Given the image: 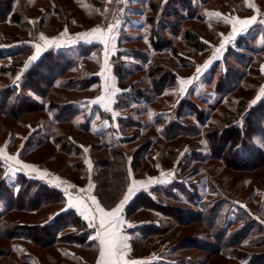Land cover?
<instances>
[{
    "label": "rangeland",
    "instance_id": "rangeland-1",
    "mask_svg": "<svg viewBox=\"0 0 264 264\" xmlns=\"http://www.w3.org/2000/svg\"><path fill=\"white\" fill-rule=\"evenodd\" d=\"M158 2L159 0H120L116 8L119 13L107 20L113 0L109 3L105 0H1V5L5 8H0V90L12 85L18 86L16 89L19 88L23 95L33 100L34 105L41 102L48 104L51 100L61 106L71 101H80L91 114L90 128H86L80 124V120L84 119L82 113L62 122L52 120L51 114L38 108L23 111L17 116L8 115L0 109V149L7 154L18 156L22 163L34 165L39 170L33 172L30 169H22L9 172L8 164L11 162L0 159V264H97L98 241L91 239L96 230L89 227L87 221L85 228H90L88 238L91 244L86 246L60 240L56 242L55 239L43 244L36 242L31 237L36 231L34 225L50 224L65 215L64 212L75 210L69 208L67 211H61L67 207V197L62 189L68 185L75 186L69 188L73 195H76L78 190H86L78 194L85 197L95 196L100 203L99 194L105 200L112 199L111 202L114 203L111 207L101 203L109 209L116 207L120 202L132 180L147 184L146 189L140 188L134 196L144 189L151 192L165 206L155 207L140 195L143 199L137 201L143 203L134 201V205L124 208L126 224L122 231L128 237L129 223L138 226L155 221L162 227L161 231L158 230L160 233L146 236L138 241L139 244L135 242L136 246L131 238L134 234L130 235L127 241L130 251L126 260L143 261L146 264H160L162 261L176 264H264V166L236 168L231 167L230 163L221 157H212L209 145L201 133L212 127L201 125L196 112L192 113L189 109L194 106L195 111L201 108L206 110L203 116L213 121L210 125L217 124L216 120L227 118L229 115L233 119L238 118L241 124L244 123L241 117L243 112L264 96L260 92L261 88H264V72L261 71L264 66V24L256 23L246 30L248 32L252 28L250 32H254V35L252 34L251 41L246 43V48L241 41L239 43L242 46L238 44L244 57L224 54L231 50L229 46L236 44L241 35H246V31L236 35L234 40H229L219 57L213 59L216 49L232 33V25L225 23L223 18L231 20L256 16L257 21L264 20V0H206L202 3L200 0H194L198 12L204 18L185 21L183 30L190 26L205 47L198 50L185 46L178 34L173 41L182 53L181 59L174 58L171 52L172 44L158 51L154 46H150L147 40L145 34L148 35L152 23L149 17L158 11ZM249 4L254 5V8L249 7ZM84 5H87V8ZM212 12L221 13L222 17L207 15ZM127 16L132 21L127 20ZM109 25L117 27L114 30L115 47L107 55L111 71L105 74L114 78L115 88L119 90L113 97L111 112L106 111L103 104L91 103L105 94V78L101 74L105 64L104 46L95 39L88 42L90 38H80V34L97 26L106 29ZM65 29L67 33L62 36ZM41 34L48 39H60L62 46L73 44L68 43L69 40H75L74 44L81 42L89 46L97 45L81 56V63L75 69L62 71L54 84L47 83L50 75L42 78L36 74L38 86L35 91L24 83L23 75L36 61L39 60L34 67L43 64L48 50L52 48H45L35 61L30 62V58L36 54L35 45L44 46V42L39 39ZM257 47L261 48L256 49ZM17 48L22 50L13 53ZM164 57L181 61V65L176 67L175 83L172 82L161 95H155L148 68L154 60H162ZM208 61L211 63L205 69L203 66ZM25 64H28L27 68ZM3 66L7 67L6 71L1 69ZM122 67L125 73L121 79L117 70ZM198 67L202 69L199 74L196 71ZM230 67H238L244 70L241 73H248L240 86L230 93L229 98L201 101L200 96H208L213 89L208 79H218L220 72ZM42 70L46 71L44 67ZM17 76H20L19 80H16ZM89 76L98 78L94 82L89 81L86 85L77 86V79ZM71 78L74 82L70 84L75 83L72 87L66 85ZM185 79H192V83L186 86L185 93L180 94L179 80ZM64 81L65 84H62ZM123 85L125 87H122ZM128 90H131L130 95L138 92L137 90L151 93L153 100L150 103L132 102L131 105L122 107L120 102H117L125 101L121 93ZM257 96H260V99L252 104ZM241 99L246 100V106L238 112L237 102ZM95 104L104 111L103 118L99 112H91V109H95ZM179 106L181 111L178 112ZM113 113L119 115L114 116ZM149 113L152 114L151 118ZM159 113L175 117L179 121L177 123L182 126L181 130L176 131L182 134L169 139L160 133V125L151 126L152 118ZM120 116L125 119L119 120ZM108 131L114 135L119 144L117 148L122 152L119 153L105 145L103 133ZM136 132L139 133L136 135ZM132 135L135 138L129 143L119 138ZM148 139L151 140V144L147 146L149 150L140 149ZM262 139L264 132L256 133L251 142L260 146ZM259 148L264 150V147ZM192 152L195 157L191 156ZM184 156H191V159L187 160ZM235 159L232 160L234 163L239 162V158ZM119 161L124 164L120 165ZM16 167L18 165L13 164V168ZM43 172L48 173V176L41 179L39 175ZM116 172L122 173L120 184L114 178ZM169 173L174 174L168 175ZM56 178L64 182L59 188L53 186L58 182ZM150 178L167 182L149 183ZM176 178L184 180L190 188L193 187L203 196L202 199L219 201L217 208L221 210L222 216L225 215L223 227L229 226L233 237L238 230L239 242L229 247L230 238L225 237L219 243L225 247L217 248L213 242V229L204 221L195 220L199 213L185 212L200 210L201 206L188 201L182 191L178 192L179 198L176 200L169 198L165 193V186ZM29 181L38 182L36 184L40 187H44L45 183L46 188H43V191L44 195L49 197L47 202L33 207L32 201L38 199V196L37 192H34L35 188L31 187L29 191ZM207 182L211 183V187ZM19 190L28 191L20 198L23 205L15 206L13 199L18 196ZM5 192H8V203L3 200ZM174 207L177 211L171 209ZM181 216L185 221L179 222ZM204 220H208V217ZM56 223L54 228L59 231L60 226ZM58 224H61V221ZM70 230L72 229H63L62 232ZM180 242L184 244L178 245ZM204 243H208L210 249H204Z\"/></svg>",
    "mask_w": 264,
    "mask_h": 264
},
{
    "label": "trees",
    "instance_id": "trees-1",
    "mask_svg": "<svg viewBox=\"0 0 264 264\" xmlns=\"http://www.w3.org/2000/svg\"><path fill=\"white\" fill-rule=\"evenodd\" d=\"M200 1L202 3V1H206V0H200ZM2 3L0 0V8L4 9L5 7L1 5ZM6 6L8 7V5ZM157 8H158V11L153 12V15L149 17L152 23H150L151 26L148 30V35L145 34L147 36V40L150 46L152 47L154 46L153 48L159 51L162 47H166L167 45L172 44L171 52L174 58L177 57L178 59H181L182 53L178 51L173 41L175 39L174 37L180 34L181 40L184 41L185 46L193 47L198 50H202V48L205 47L204 46L205 44L199 40L198 35H194L193 29L190 26L189 27L187 26L183 30V24L185 23V21L192 20V19H198V18L200 19L204 18L202 14L198 12L197 6L194 0H159V2L157 3ZM2 9H0V13ZM149 19L147 20L148 23H149ZM127 20H131V18L127 16ZM250 31H252V28L248 32L245 33L246 35H241L240 39L236 41V44H234L233 46H229L231 50H227L224 55L228 56L231 54L233 56L238 55L241 58L244 57L245 55L240 52L242 50L239 49L240 48L239 45H241L239 42L241 41L242 45L245 46L243 47L246 48L248 46L246 45V43L250 42L251 41L250 39L252 38L251 35L252 34L254 35V32H250ZM244 39L245 41H243ZM96 45L97 44H93L92 46H89L88 44L80 42L77 44L65 45V46H60V47H52L50 50H48L45 60L42 61L43 64H41L38 67H34V65L39 62L38 60L35 62V64L31 66L30 69L26 71V73H24L23 75L24 83L27 86H29V88L37 91L38 81L37 79H35V75L39 74V76H42V78L44 77L46 78L47 75H50V77L48 78L49 80L46 79L47 83L54 84L55 81H57V79L61 76L62 71L65 72L67 71V69H70V68L75 69L81 63V60H80L81 56H84L85 52H89L90 49L95 47ZM260 48L261 47H257L256 49H260ZM21 50L22 48H17L13 53H17ZM228 51L230 52L228 53ZM0 55L2 54L0 53ZM179 65H181V61H176L173 58H167V57L162 58V60L158 58L152 62V64L148 68L149 69L148 74L151 79L153 94L161 95L162 93H164V91L166 90V88H168L169 85H172L173 83H175L174 78L176 77V67ZM42 67H44L46 71H43ZM1 69L6 71L7 67L3 66L1 67ZM123 69L124 68L122 67L121 70L119 71L117 70V73L121 75L120 76L121 79L123 77V74L125 73L124 71H122ZM241 71H244V70H241L238 67L233 68V69L230 67L228 70L220 72L218 79L213 80L214 77L208 79L209 82L212 84L211 85L213 88L212 92L208 94V96H205V97L202 94V97L200 96V100L201 101H209V100L216 101L217 98H220V99H224L226 97L229 98L230 93L240 86L242 81H244L243 79L245 78V75L248 74V73H241ZM97 78L96 76L94 77L89 76L87 78L82 77L80 79H77V81L75 82H77L78 83L77 86L80 87V86L86 85L89 81L91 82L96 81ZM70 82H74L73 78L68 80V83H66V85H69L71 87L75 86V83L70 84ZM62 84H65V81ZM17 87L18 86L12 85L6 88L5 90L4 89L0 90V109L3 110L6 114L11 115V116H17L21 114L23 111L26 112L31 109L38 108V110L42 109V110H45V112H48L49 114H51L52 120L63 122V121L71 120L73 116L78 115L79 113H82V116L84 117V119L80 120V124L85 126L86 128H90L89 119H90L91 113L88 112V109L86 108V106L83 107L82 102L71 101L70 103H67L66 105L61 106L57 104L56 102H54L53 100H51L48 104L41 102L39 104L37 103L34 105V101L29 100L27 96L21 93L19 88L16 89ZM122 87H125V85H123ZM137 91L138 92L136 93L133 92L132 95H130L131 90L122 92L121 97L123 96L125 98L123 100L125 101L118 100L117 103L120 102L119 104L122 105V107H127L128 105H131L132 102L147 101V103H150L153 100L151 93L142 92L141 90H137ZM237 103L239 105L237 108L238 112L241 111L244 106H246V100L243 101L241 99ZM84 104L86 105V103ZM190 104L193 105L192 102ZM93 107L95 109L94 110L91 109V112L97 113V114L100 113V116H102V118L103 116H105L104 111L100 109L98 105L93 106ZM189 109L192 111V113L196 112V116H198V121L201 125L212 127L210 129H207L201 132L202 135L204 136L205 141L209 145L208 148L210 150L212 157H215V158L221 157L225 159L226 162H229L230 163L229 165L231 167H236V168L240 167V168L249 169V168H254L258 166H264V150L259 148L260 146H256L253 142H251L253 136L256 133L264 132V117H262L264 116V96L259 100V102L251 106L249 110L243 112L241 117L244 119V123L242 122L241 124L238 122L237 120L238 118L237 119L235 118L236 116L234 117L235 119H233L229 115V117L227 118L216 120L217 124L210 125V123H212L213 121L211 120L209 121L208 118L205 119L203 116V113H205L206 110H203L201 108L195 111L194 106H192V108L189 107ZM179 110L181 111L180 106L178 107L177 111L179 112ZM197 112L199 113L197 114ZM168 116L169 115H166V114L161 115L159 113L156 116H154V118H152L150 124L151 126L160 125L159 126L160 133L166 136L167 138L172 139L176 135L182 134L180 131H176L177 129L182 128V126H180L177 123L179 121H177L175 117L171 118V116L170 117ZM118 119L123 121L125 118L123 116H120ZM234 120H237V121H234ZM110 133H111L110 131L103 133V136H105V140H104L105 145L111 147L112 150L119 151V153L122 152L119 148H117L119 144L114 138V135ZM138 133L139 132H136L135 134L137 135ZM119 138L122 141L129 143L133 141L135 136L133 135L132 136H120ZM221 140L223 141V143H220ZM150 144H151V140L148 139L147 142L141 145L140 149H146L145 151H148L149 148L147 146H149ZM191 156L195 157L194 152H192ZM191 156H184V158L188 160V159H191ZM235 158H239V162L234 163L232 160ZM121 163L122 165L124 164V162L119 161L120 165ZM121 174L118 172L114 174L115 175L114 178L116 179L118 184L122 182L123 177L121 176ZM29 182H30L28 183L30 184L29 191L31 190L30 189L31 187L35 188L36 190L34 192H37V196H38V199L32 201L34 204L33 207L43 202H47L49 200V197L44 195V191H43V188H46L45 183H44V187H40L36 184L38 182H32V181H29ZM206 184H208V186L210 185L211 187L210 182H207ZM164 189H165V193L168 194L169 198L173 200H176L177 198H179L178 192L182 191L186 194V199L188 201L194 202V204H198L201 206L200 210L199 209L198 210L195 209L194 211L185 210V212H198L199 213L198 216L197 215L195 216V220L204 221L205 223H207L209 227L213 229L214 231L213 237L215 239L213 242L216 243L217 248L225 247L222 244L219 245L220 241L221 240L223 241L225 237L230 238L229 247L232 245H235L236 242H239L237 241V239L239 238V235L237 233L238 230L235 234L236 235L235 237L237 238H235L231 236L233 235V233L229 232V229H228L229 226L226 227L228 230L225 228V226L223 227V224L225 221V215L222 216L220 213L221 210L217 208L218 205L216 204L219 203L218 200L213 202V201H206L202 199L201 197L203 196L200 195L199 192H196V190L193 187L190 188L188 184L185 183L184 180L182 181L181 179H178V178H176V180L170 183L168 186H165ZM20 190L17 193L18 196L16 198L14 197L15 200L13 199L15 206L23 205L20 198L22 197L24 193H26V191H28V190H22V191ZM7 194L8 192H5V196L3 198V200H5L6 202L8 201L6 199ZM137 195L139 196V198ZM137 195L130 199V201L125 206L126 208L134 205V201L143 199V198H140V195L147 198L150 203H153L155 205V207L157 206L158 208H162L163 206H165L164 204L160 202V200H158V198L153 196L152 193L147 190L142 189ZM98 196L100 198L101 203H103L105 206L111 207V204L114 203V202L113 203L111 202L112 199L111 200L109 199V201L105 200L101 194H99ZM199 199L201 201H199ZM27 202L30 203V201H27ZM137 202L143 203L141 201L140 202L137 201ZM136 206H138V204H136ZM171 209L176 210L175 207ZM179 209L181 210V208ZM64 214L65 215L62 216L63 218L58 217L57 219L52 221V223H50L51 225L47 223L34 225V228L36 229V231L35 233H32L31 237H33L36 242H39L42 244L45 243V241L47 242L53 239H55L56 242L60 240V241H65L66 243H71V244H84L85 246L87 244H91V240L90 238H88L90 234L89 232L91 231H90V228H85L86 227L85 220L73 209L72 211L68 210L67 212H64ZM207 217H208V220L205 221L204 219H206ZM213 218H215V220H213ZM179 219L181 220L179 222L185 221V218L184 220H182V216ZM57 221L58 223L61 221V224L56 223ZM55 223L56 225L60 226L59 227L60 229H58L59 231H57V228H54ZM63 229L65 231L66 229H72V230L64 233L62 232ZM158 230L161 231L162 227L159 223L155 221L141 224L138 226L128 227L129 235L134 234V236L131 237L134 246H136L135 242H137L136 244H139L138 241H140L143 238H146V236L160 233V231ZM135 235H138V237H135ZM213 242H210V243L215 244ZM183 244L184 243L180 242L178 245L181 246ZM202 245L204 249L206 250L210 249L208 243L206 244L204 243ZM155 263L156 262L148 263V264H155ZM81 264H89V263L82 262ZM156 264H159V263L157 262ZM160 264H176V263L175 262L168 263V262L162 261ZM179 264H185V263L180 262Z\"/></svg>",
    "mask_w": 264,
    "mask_h": 264
},
{
    "label": "snow or ice",
    "instance_id": "snow-or-ice-1",
    "mask_svg": "<svg viewBox=\"0 0 264 264\" xmlns=\"http://www.w3.org/2000/svg\"><path fill=\"white\" fill-rule=\"evenodd\" d=\"M80 2V0H78ZM106 3L111 2V0H105ZM87 8V5H84ZM249 7H253L254 5L249 4ZM99 11V10H97ZM107 11V9H105ZM258 11V10H257ZM210 17H222L221 13L212 12L208 13ZM225 23H230L232 25V33L231 35L225 40L224 43L216 49L213 59L219 57L222 50L225 48L226 43L229 40H234L236 35L240 34L241 32L246 31L250 26L256 23L264 24V20L257 21L256 16H252L246 19L240 18H232L228 20L227 18H223ZM239 26V28L237 27ZM117 25H109L107 28H101L97 26L91 29L89 32L80 34L81 39L90 38L88 42H92V39H95L97 42L101 43L105 49V64L104 68H102V73L105 78V94L97 97L95 100L91 101V103H99L103 104L106 111H112L111 104L114 103L113 97L115 96L116 92L119 91L115 88L114 78H111L109 75L105 74L110 73L111 69L107 63V55L108 52L115 47V39L116 36L114 35V30ZM67 30L65 29V33L62 36L66 35ZM39 39L44 42V46L42 47L40 44H36V54L30 58L31 61H35L41 51L45 48L49 47H60L62 46V41L60 39H48L43 34L40 35ZM68 43H76L75 40H69ZM211 61L206 62L203 66L205 69ZM28 67V64H25V68ZM197 74H199L202 69L197 68ZM261 71L264 72V66H262ZM20 76L16 77V80H19ZM192 83V79H185L179 80V93L183 94L186 92V86ZM261 94L264 95V88L260 90ZM260 99V96H257L251 103L255 104L257 100ZM113 115H119V113H113ZM152 114L149 113V118H151ZM260 146L264 147V139L260 142ZM187 151V149H185ZM0 159H3L6 162H11L8 164V171L15 172L22 169H30L33 172L39 171L36 166L29 165L22 163L18 156L10 155L0 149ZM89 167H91L90 162ZM13 164L18 165V167L13 168ZM174 173H169L168 175H173ZM162 175H164L162 173ZM48 176V173L43 172L40 173L39 178L43 179ZM129 177H131V171H129ZM58 181L53 186L59 188L63 181H59V178H56ZM166 183V180L157 181L155 178H150L149 183ZM51 183V181H49ZM69 188H75L74 185H68L67 187L63 188L62 191L64 192L65 196L67 197L66 204L67 207L62 209L61 211H67L69 208H74L76 212L88 222V226L94 228L95 235L91 237V239L98 241L99 246V256L97 259V264H146L143 261H128L126 260L127 253L130 251V247L127 243L129 237L125 235L122 231L123 226L126 224V220L123 216L124 208L130 199L135 195L136 191L140 188H147V184L143 181H135L132 180L131 183L128 185L126 192L123 194V198L120 202L116 205V207L106 209L101 205V203L96 199L95 196H80L78 193L86 190H78L76 195H73L69 192ZM128 227H132L130 223L127 225Z\"/></svg>",
    "mask_w": 264,
    "mask_h": 264
},
{
    "label": "built area",
    "instance_id": "built-area-1",
    "mask_svg": "<svg viewBox=\"0 0 264 264\" xmlns=\"http://www.w3.org/2000/svg\"><path fill=\"white\" fill-rule=\"evenodd\" d=\"M118 3L120 4V0H113L112 6L109 8V11H108V15L106 18L107 20H109L111 16H114V15L117 16V12L119 13V9H116L118 6Z\"/></svg>",
    "mask_w": 264,
    "mask_h": 264
},
{
    "label": "crops",
    "instance_id": "crops-1",
    "mask_svg": "<svg viewBox=\"0 0 264 264\" xmlns=\"http://www.w3.org/2000/svg\"><path fill=\"white\" fill-rule=\"evenodd\" d=\"M246 32H247V31H246ZM246 32H245V33H246ZM110 209H111V208H109V210H110ZM128 235H129V234H128ZM129 237H130V235H129Z\"/></svg>",
    "mask_w": 264,
    "mask_h": 264
}]
</instances>
